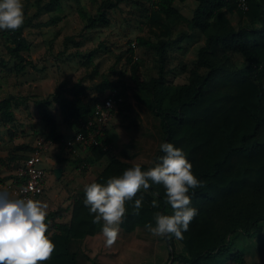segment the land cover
Instances as JSON below:
<instances>
[{"label":"trees","instance_id":"obj_1","mask_svg":"<svg viewBox=\"0 0 264 264\" xmlns=\"http://www.w3.org/2000/svg\"><path fill=\"white\" fill-rule=\"evenodd\" d=\"M43 1L36 0L37 11L24 19L19 30L0 31L10 57L9 60H0L2 71L8 69L21 75L34 65L25 56L31 52L26 29L33 25L56 26L62 21L63 18L57 14L50 16L47 22H40L44 15L57 11L63 0H48L42 4ZM123 1L95 0L97 10L88 16L84 29L109 27L112 12L120 8ZM129 1L137 6L148 28L147 35L136 38V47L144 49L149 59L138 58L136 47L131 46V42L126 52L127 65L146 68L145 75L136 82L138 99L157 118L163 143H172L182 149L192 164L193 174L204 182L203 187L194 190V195L193 190L189 192L192 196L190 206L198 210V215L191 221L188 231L183 233L184 239L164 237L170 257H173L174 264H254L248 263L245 252L235 247V239L237 235L254 237L264 228V0H249L247 11L240 10L236 0H196L197 6L191 18H186L177 9L176 0ZM226 12L237 16V27L230 25ZM59 34L57 31L56 36ZM81 43L75 35L66 36L63 41L66 48L70 44L78 48ZM192 43H198V46L195 58L182 68L187 75L186 82L174 83L169 79L174 70L168 67L175 53H183L186 45ZM100 47L81 54L90 84H85L84 80L72 86L62 83L45 98V106H40L42 119L50 126L49 135L45 138L54 143H62L64 137L49 110L53 103L61 106L64 120L76 132L86 131L85 126L93 117L95 104L111 90H120L124 97L118 111L131 110L125 84L112 81L109 75L100 71L99 64H94ZM28 102L27 96L15 94L0 99L1 124L16 123L15 109ZM10 134L15 136L12 132ZM105 143L109 146L107 150L92 149L88 152L97 159L104 154L109 156L108 163L90 183L106 184L109 178L122 175L135 165L113 153L108 137ZM34 151L33 145L22 144L15 146L8 158H0V171L1 166L14 171L10 178H0L1 181L6 183L13 178L16 169ZM19 152H30V155H18ZM162 155L164 153L159 149L155 163ZM79 157H75L80 163L78 167L88 164ZM64 159L58 157L57 164ZM140 166L146 171L154 165ZM50 172L54 173L53 169ZM257 189H262V195L224 204L242 192ZM141 195L143 201L139 214L133 212L134 201L126 203V214L120 224L124 231L133 232L138 227L146 228L147 224L155 226L154 214L158 211L172 214L171 206L165 203L163 185L150 182V188L141 190L136 198ZM84 199L82 188L69 207L47 214L55 251L52 258L43 264H99L83 254L84 240L96 235L100 229V223H93L94 214L90 215ZM153 201L157 207L152 206ZM213 207H218L215 217L210 215ZM68 211L69 220H59L63 212Z\"/></svg>","mask_w":264,"mask_h":264},{"label":"rangeland","instance_id":"obj_2","mask_svg":"<svg viewBox=\"0 0 264 264\" xmlns=\"http://www.w3.org/2000/svg\"><path fill=\"white\" fill-rule=\"evenodd\" d=\"M47 1L44 0L42 4ZM23 4L25 18L31 17L38 9L36 0H23ZM187 4L185 13L192 15L197 2L196 0H187ZM97 6L95 0H63L58 5L57 11L44 15L40 19V22H47L50 16L58 14L63 18L58 25H33L25 30V36L31 43V52L26 53L25 56L32 60L34 65L29 66L21 75L8 69L2 71L0 65V99L9 94L29 98L28 104H23L19 109H15L16 123L3 126L0 122V158H8L15 146L22 144L34 146L39 137L49 135L50 126L42 119L40 106H45V98L54 93L62 83L72 86L78 81L84 80L85 84H90L89 79L86 78L87 70L82 64L84 59L81 54H87L101 45L93 60L94 64H99L100 71L109 75L112 81H122L125 84L131 104V110L119 111L110 123L108 134L114 142L113 146L115 145V151L113 149L112 151L116 155L117 152L130 155L136 153L139 156L134 161L154 164V153L162 143L161 133L158 125L153 124L154 117L149 113V109L138 99L136 85L137 80L145 75L146 68L127 65L126 53L130 46L129 43L131 42L132 46L133 43H136L138 36L147 35L148 28L144 19L139 15L137 6L129 0H124L120 8L112 12V23L109 27L85 30L87 18L97 10ZM190 7H193L191 13ZM226 17L229 18L230 25L237 27L236 15L226 12ZM57 31H60L58 36H56ZM70 35H75L76 40L82 42L80 47L77 48L70 44L66 48L63 45L64 38ZM197 46L198 43H192L189 46L186 45L184 53H175L174 60L168 67L170 70H174L169 74V79L172 82H186L187 75L182 72V68L185 64L189 65L195 58ZM61 52L63 54L60 56ZM135 52L138 58L149 59L145 55L144 49L136 47ZM9 58L5 39L0 33V60H9ZM150 64L152 66V63ZM147 109L148 113L145 112ZM49 110L57 120L59 132L64 137L63 141L69 140L72 137H70L72 135L70 130L75 128L64 120L61 106L53 103L49 106ZM9 131L15 136H11ZM17 154L28 156L30 152ZM58 156H70L63 142L59 144L53 142L43 154V166L48 169L44 198L52 201L47 208V214L63 207V202L67 198V194L62 189V181L57 180L50 172V168L56 165ZM108 161L109 156L104 154L102 160L92 169L87 168L90 171L89 177L94 178ZM70 167L74 168V164H71ZM81 171H85V169L81 168ZM13 172L8 167L1 166L0 178L11 177ZM0 192L10 195L4 189H0ZM262 193V189L247 190L228 199L224 204L226 202H242L250 197L260 196ZM217 211L218 207L211 208L210 215L215 217ZM122 231L126 233L123 229ZM130 238L132 239L130 244L119 241L113 249H110V252L105 249L101 251L102 263L110 264L109 261L116 258V264H152L155 259L158 264H174L164 237H155L147 229H139L135 230ZM248 238L241 243L240 247H243V251L248 255H259L257 259L261 261L264 258V228L253 239ZM161 256L164 257L161 258Z\"/></svg>","mask_w":264,"mask_h":264},{"label":"clouds","instance_id":"obj_3","mask_svg":"<svg viewBox=\"0 0 264 264\" xmlns=\"http://www.w3.org/2000/svg\"><path fill=\"white\" fill-rule=\"evenodd\" d=\"M241 6L246 8L244 0ZM23 0H0V30H19L24 24ZM78 138V137H77ZM164 155L146 171L139 164L128 168L122 175L111 177L106 184L92 182L85 185L84 205L94 214L93 223L102 224L106 246L117 239L119 226L126 214V203L134 201L133 212L139 214L143 196L150 182L163 185L167 205L172 214H154L155 226L147 224V230L155 237L183 240L198 210L191 207L190 190L204 186L192 172V164L182 149L172 143H162ZM153 207H157L153 201ZM46 203L33 199L9 198L0 193V264H43L52 258L55 244L51 240L50 223L47 222Z\"/></svg>","mask_w":264,"mask_h":264},{"label":"built area","instance_id":"obj_4","mask_svg":"<svg viewBox=\"0 0 264 264\" xmlns=\"http://www.w3.org/2000/svg\"><path fill=\"white\" fill-rule=\"evenodd\" d=\"M238 8L242 11L249 9V0H244L246 8L241 6V0H236ZM136 47V43L132 44ZM124 97L120 90H111L103 99L95 104L93 117L86 124V131L76 132L69 140L63 141L64 146L72 155L89 152L92 149L107 150L105 140L107 131L118 106L123 103ZM78 137V138H77ZM53 141L39 137L34 145V153L16 169V178L7 184L0 181V187L5 188L15 199L37 200L44 194L47 178L46 168L43 166V154ZM87 163L80 165L86 169Z\"/></svg>","mask_w":264,"mask_h":264},{"label":"crops","instance_id":"obj_5","mask_svg":"<svg viewBox=\"0 0 264 264\" xmlns=\"http://www.w3.org/2000/svg\"><path fill=\"white\" fill-rule=\"evenodd\" d=\"M175 6L177 7V9L186 18H191L192 17V15H187V13H185V9L188 6L187 0H176L175 1ZM192 8L190 9V13H191ZM193 11H194V9H193ZM193 11H192V14H193ZM190 13H188V14H190ZM176 53H182V52L181 51H179V52L177 51ZM118 112H119L118 109H116V111L114 112L113 118L116 116V114ZM145 112L148 113V109L145 110ZM149 113H151L153 115V113L150 110H149ZM153 117H154L153 118L154 121H152L153 124L155 125V123H156L158 125V128L160 129V125H159V122H158L157 118L154 115H153ZM113 118H112V120H113ZM112 120L110 121V123L112 122ZM109 128H110V124H109V127H108V131H109ZM70 131H72V135H70V137L73 136L76 133L75 129H71ZM108 131H107V137L110 140V149H113L115 151V145L113 146V143L114 142L111 139V137L109 136ZM159 132L161 133V138H162L161 129L159 130ZM162 143H163V138H162ZM159 149H160V147H159ZM157 151H155V153H154L153 160L155 158V155H156ZM117 155H118V157L121 160L126 161V162H129L131 164H135V165H137V164H139V165H141V164H144V165H154L155 164V160H154V164H148V163H144V162L134 161L135 158L137 156H139L136 153L130 155V154H124V152L118 154V152H117ZM76 156H80L79 158L85 159V161L88 162V167H87L88 169H92L93 166L96 165V164H98L102 160V158H103V156L102 157H99L98 159L97 158H94L88 152H85V153L82 152V153L77 154ZM76 156L75 155L74 156L73 155L63 156V158H65V159L63 160V162L61 164H57V162H56L55 163L56 165L54 167L50 168V169H53V171H54V168H56V167H62L63 168L62 175L57 180L62 181V184H63L62 189L67 194V196H66L67 198H65V201L63 202V205H62L65 208L70 206V204L72 202V199L75 196V194L77 192H79L82 188H84L85 185H88L91 181H93L96 178V176L98 175L97 174L94 178H91V177H89L90 171L87 170V168L85 169V171H81V168L78 167L80 163H79V161H76V159H75ZM58 157H61V156H58ZM68 164H70V165L71 164H74V168H71L70 165H68ZM53 175L55 176V173H53ZM15 176L16 175L14 174V177L11 178V179H9V180H7L5 184H7L12 179H15ZM55 178H56V176H55ZM3 189L6 191L5 188H3ZM44 195H45V193L38 198V201H40L42 203H46L48 206H50L52 201L46 200L44 198L45 197ZM8 197L11 198L10 195ZM63 197H64V194H63ZM50 212H52V211H50ZM69 213H70L69 211L68 212H63V217L61 219H59V220L64 221V222L68 221L69 220V216H70ZM102 224H103V222L101 221V223H100V229H99L98 233L96 235H94V236L87 237L84 240L83 245H82V249H83V252H84L83 254H87L88 256H90V258L92 260L97 261L99 264H103L102 261H101V257L103 256L102 253H101V251H103L105 249V250H107V251L110 252V249H113L114 245H116L119 241H123L125 244H127V243L130 244V242L132 241V239L130 238L131 237V234H133L135 232V231H133V232H127L126 231V233H127L126 234V233H124L122 231V228L119 226V233H118V236H117L116 241L110 247H108V246H106V243H105V237L102 235V232H101ZM139 229H147V228L138 227L136 229V231L139 230ZM256 235L254 237H256ZM254 237H251V239H253ZM247 239H249V238L246 237V236H244V235H237L236 236V239H235V247L243 251L244 249H243V247H240V245H241L242 242H245ZM102 247H103V249H102ZM167 248H168V246H167ZM245 254H246V260H247L248 263L264 264V258L261 259V261H258L257 257L259 255L251 256V255H248L246 252H245ZM108 256H109V254H108ZM126 257L130 258L129 256H126ZM163 257L164 256H161V258H163ZM156 261H157V259H155L152 264H158V261L157 262ZM109 262H110V264L111 263L112 264H116V258L111 259V261H109ZM126 264H128V263H126ZM228 264H230V263H228Z\"/></svg>","mask_w":264,"mask_h":264},{"label":"water","instance_id":"obj_6","mask_svg":"<svg viewBox=\"0 0 264 264\" xmlns=\"http://www.w3.org/2000/svg\"><path fill=\"white\" fill-rule=\"evenodd\" d=\"M62 171H63L62 167L54 168V173H55L56 179H59L61 177Z\"/></svg>","mask_w":264,"mask_h":264}]
</instances>
